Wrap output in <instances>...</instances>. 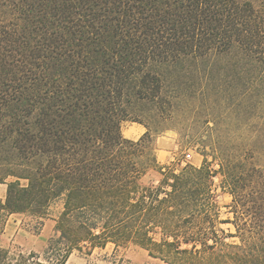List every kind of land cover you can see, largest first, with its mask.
Here are the masks:
<instances>
[{"label":"trees","instance_id":"trees-1","mask_svg":"<svg viewBox=\"0 0 264 264\" xmlns=\"http://www.w3.org/2000/svg\"><path fill=\"white\" fill-rule=\"evenodd\" d=\"M168 130L201 165L160 164ZM0 183V236L12 214L42 225L59 207L42 252L0 245V264L109 244L264 264V0H0Z\"/></svg>","mask_w":264,"mask_h":264},{"label":"rangeland","instance_id":"rangeland-1","mask_svg":"<svg viewBox=\"0 0 264 264\" xmlns=\"http://www.w3.org/2000/svg\"><path fill=\"white\" fill-rule=\"evenodd\" d=\"M138 127V122L125 121L122 129L125 137ZM156 154L162 165H173L180 168L187 163L199 166L202 164L203 156L195 148H188L184 145L180 135L174 130H168L156 137ZM156 178L155 172H151L146 180ZM217 199L221 208V219H232L229 204L232 196L220 187V179H215ZM6 184L0 183V198L6 195ZM50 217H47L42 225H38L37 219L28 215L15 213L8 217L4 233L0 236V245L23 251L42 252L47 245L49 238L54 232L55 218L59 207L54 208ZM226 232H235L232 223L222 222L219 225ZM40 227V228H39ZM66 264H169L162 259L151 257L147 250L138 246H129L115 250L112 244L105 249H95L92 252L87 250L74 251Z\"/></svg>","mask_w":264,"mask_h":264},{"label":"crops","instance_id":"crops-1","mask_svg":"<svg viewBox=\"0 0 264 264\" xmlns=\"http://www.w3.org/2000/svg\"><path fill=\"white\" fill-rule=\"evenodd\" d=\"M146 131V127L143 124L138 123V127H134L133 131L129 133L127 138L138 139Z\"/></svg>","mask_w":264,"mask_h":264}]
</instances>
